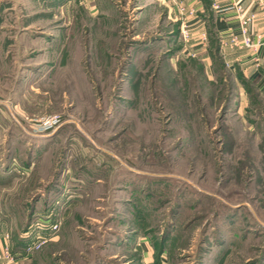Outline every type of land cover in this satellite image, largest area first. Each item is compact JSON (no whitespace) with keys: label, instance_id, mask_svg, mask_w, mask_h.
Returning a JSON list of instances; mask_svg holds the SVG:
<instances>
[{"label":"rangeland","instance_id":"rangeland-1","mask_svg":"<svg viewBox=\"0 0 264 264\" xmlns=\"http://www.w3.org/2000/svg\"><path fill=\"white\" fill-rule=\"evenodd\" d=\"M185 18L172 0H0L15 264L140 263L145 235L169 264H264V96L185 52ZM46 219L60 240L21 256Z\"/></svg>","mask_w":264,"mask_h":264},{"label":"crops","instance_id":"crops-1","mask_svg":"<svg viewBox=\"0 0 264 264\" xmlns=\"http://www.w3.org/2000/svg\"><path fill=\"white\" fill-rule=\"evenodd\" d=\"M180 1H182L188 10L194 9L195 11V15H190L188 18L191 36L185 41L186 45H184V51L191 55L198 54L202 56L205 66L211 69L212 74H215L216 67L209 47L210 33L214 31L219 36L226 37L232 31L238 30V20L234 9L231 7V0H221V10L214 9L211 3V14L209 15L205 0ZM210 2H212V0H210ZM245 3L248 10L257 12L255 22L252 24V30L262 33L264 40V0H246ZM218 22L222 24L221 28H218ZM204 35L206 38L203 37ZM219 51L221 52L220 56L224 62L225 68L228 69L236 79V84L239 86L237 90L239 89L242 92L246 91L248 93L247 86H245L243 80L240 79L241 76L254 86V88H257L260 94L264 96V42L257 49L245 47L242 49H233L221 47L220 45ZM59 238L61 237L57 235L54 240L58 241L60 240ZM139 240L137 245L141 247L140 263L134 264H169L166 263V252L160 255L159 260H156L155 250L149 237L143 236L140 237ZM16 246L19 247L18 245ZM19 250H21L20 247ZM33 256L31 257L33 258ZM31 257L25 260H29Z\"/></svg>","mask_w":264,"mask_h":264},{"label":"built area","instance_id":"built-area-1","mask_svg":"<svg viewBox=\"0 0 264 264\" xmlns=\"http://www.w3.org/2000/svg\"><path fill=\"white\" fill-rule=\"evenodd\" d=\"M175 5L178 6L180 12L186 14V18L181 25V34L184 35L185 41L188 40L190 35V24L188 22V16L195 15L194 9H187V7L180 0H172ZM246 0H231V7L235 11L236 18L238 20V30L232 31L226 37H220V45L225 48H251L257 49L263 42L262 33L252 30V24L255 22L257 12L248 10ZM212 7L217 10H221V0H212ZM206 38V36H203ZM60 119L53 117L49 120H41L40 128L55 130V127L59 125ZM39 128V127H38ZM60 230V221L51 219L42 220L29 226L28 229L22 231L21 237L22 243L18 246L22 248L21 256H28L40 249L43 245L52 240ZM0 264H15L20 255L13 251L11 246L9 234H2L0 237Z\"/></svg>","mask_w":264,"mask_h":264},{"label":"trees","instance_id":"trees-1","mask_svg":"<svg viewBox=\"0 0 264 264\" xmlns=\"http://www.w3.org/2000/svg\"><path fill=\"white\" fill-rule=\"evenodd\" d=\"M205 3H207L206 5H207V8H208V12L211 14V11H210L211 2H210V0H205ZM217 26H218V28H221L222 27V24L220 22H218ZM220 37L221 36H219L218 34H216V32H214V31L210 33V42L213 41L212 48H210V53H211V55L213 57L214 63H216V62H222V65L225 67L224 62L222 61V58L220 56V53L221 52L219 51V48H220ZM240 79H242L243 82H244V84H245V86H247L246 88L248 90V94H249V92L251 93L254 90L258 91L257 88H254V86H252L249 82H247L246 80H244L241 76H240ZM258 93H259V95H261L259 91H258ZM28 228L29 227H26L24 230H26ZM146 237H148V236H146ZM20 239H22L21 235H20ZM164 239H166V238L164 237ZM151 242H152V245H153L154 250H155L156 260H159L160 255L163 254L166 251V247H165L166 240H163L162 239L160 241V243L157 244V245L152 240H151ZM138 248H140V250H141V247L140 246ZM13 251H14V249H13Z\"/></svg>","mask_w":264,"mask_h":264}]
</instances>
